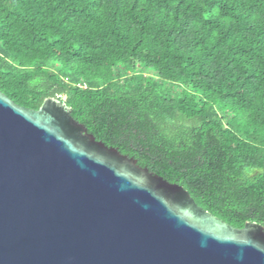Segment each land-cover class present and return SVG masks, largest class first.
<instances>
[{"label":"trees","instance_id":"obj_1","mask_svg":"<svg viewBox=\"0 0 264 264\" xmlns=\"http://www.w3.org/2000/svg\"><path fill=\"white\" fill-rule=\"evenodd\" d=\"M0 92L264 227V0H0Z\"/></svg>","mask_w":264,"mask_h":264},{"label":"water","instance_id":"obj_2","mask_svg":"<svg viewBox=\"0 0 264 264\" xmlns=\"http://www.w3.org/2000/svg\"><path fill=\"white\" fill-rule=\"evenodd\" d=\"M0 264H264V227L204 210L59 99L0 92Z\"/></svg>","mask_w":264,"mask_h":264}]
</instances>
